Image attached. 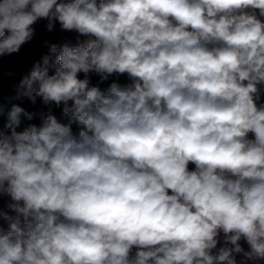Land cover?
<instances>
[{"label":"clouds","instance_id":"1","mask_svg":"<svg viewBox=\"0 0 264 264\" xmlns=\"http://www.w3.org/2000/svg\"><path fill=\"white\" fill-rule=\"evenodd\" d=\"M41 20L74 42L46 111L0 100V264H262L264 0H0V58Z\"/></svg>","mask_w":264,"mask_h":264},{"label":"trees","instance_id":"2","mask_svg":"<svg viewBox=\"0 0 264 264\" xmlns=\"http://www.w3.org/2000/svg\"><path fill=\"white\" fill-rule=\"evenodd\" d=\"M46 21L41 20L39 21L35 27V36L33 40L25 45L22 46L21 50L17 54H12L10 56H5L0 58V88L3 89V98L8 102L9 98H12V102L19 103L22 107L26 108L27 110H34V111H46L47 106L43 105L42 102L38 99L37 104L33 106L27 98H23L21 100H16L15 97L19 89L20 80L23 76L28 75L32 69L33 63L41 59L42 55L47 54V47L43 45L44 40H48L50 43H62L67 39H72L74 42V35L73 33H69L66 31H62L60 29L59 23L56 24V27L53 32H48L46 30ZM58 67L55 63H50L49 65V73L51 74L54 72L55 68ZM12 72L14 75L9 77L7 73ZM81 78L83 74H80ZM98 77L93 75L92 83L95 84L98 81ZM115 77L110 78L109 81L103 83L102 85H108L112 82ZM118 82L123 86L126 84L131 83V80L126 76H120ZM101 85V86H102ZM60 109H55L54 113H56ZM23 119V118H22ZM6 120V117H0V128L3 127V123ZM29 123H36L39 124V118H35L33 121H27ZM24 123L22 122L21 127L18 128V131L23 130ZM75 130L76 125H73ZM190 168L194 167V165H190ZM7 201H0V207L4 209V211H9L6 207ZM4 227L7 228V225L4 224ZM223 246V237H221L220 243L217 245L216 249H213V254H215L219 247ZM246 247V245H245ZM264 264V262H262Z\"/></svg>","mask_w":264,"mask_h":264},{"label":"built area","instance_id":"3","mask_svg":"<svg viewBox=\"0 0 264 264\" xmlns=\"http://www.w3.org/2000/svg\"><path fill=\"white\" fill-rule=\"evenodd\" d=\"M104 88H107V86L104 87ZM0 100H3V102H4L5 104H7V101L3 98V89H1V88H0ZM5 122H6V120L4 121V123H5ZM22 122L24 123V125L26 124V123H25V120H23V119H22ZM4 123H3V124H4Z\"/></svg>","mask_w":264,"mask_h":264},{"label":"rangeland","instance_id":"4","mask_svg":"<svg viewBox=\"0 0 264 264\" xmlns=\"http://www.w3.org/2000/svg\"><path fill=\"white\" fill-rule=\"evenodd\" d=\"M106 86H108V85H102L101 87L102 88H104V87H106ZM55 115H57L58 117H60V110H58L56 113H54ZM66 122V121H65ZM26 123V125H28L27 124V122H25ZM18 130V129H17Z\"/></svg>","mask_w":264,"mask_h":264},{"label":"water","instance_id":"5","mask_svg":"<svg viewBox=\"0 0 264 264\" xmlns=\"http://www.w3.org/2000/svg\"><path fill=\"white\" fill-rule=\"evenodd\" d=\"M24 126L26 127L27 125L25 124Z\"/></svg>","mask_w":264,"mask_h":264}]
</instances>
